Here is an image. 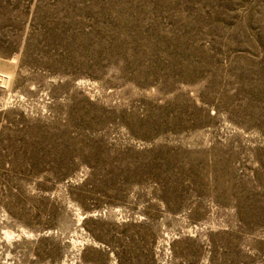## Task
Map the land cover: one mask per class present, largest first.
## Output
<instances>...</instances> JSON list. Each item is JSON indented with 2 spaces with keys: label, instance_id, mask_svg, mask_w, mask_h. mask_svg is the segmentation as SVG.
Here are the masks:
<instances>
[{
  "label": "rangeland",
  "instance_id": "rangeland-1",
  "mask_svg": "<svg viewBox=\"0 0 264 264\" xmlns=\"http://www.w3.org/2000/svg\"><path fill=\"white\" fill-rule=\"evenodd\" d=\"M0 264H264V0H0Z\"/></svg>",
  "mask_w": 264,
  "mask_h": 264
}]
</instances>
